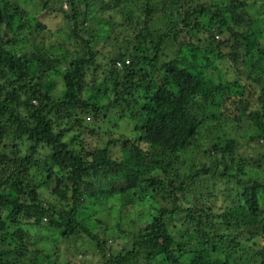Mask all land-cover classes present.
Listing matches in <instances>:
<instances>
[{
    "label": "trees",
    "instance_id": "obj_1",
    "mask_svg": "<svg viewBox=\"0 0 264 264\" xmlns=\"http://www.w3.org/2000/svg\"><path fill=\"white\" fill-rule=\"evenodd\" d=\"M40 1L67 28L59 44L44 35L48 25L34 18L31 25L16 1L0 0V264H57L58 246L52 254L37 248L57 241L69 253L81 252L88 241L103 264H161L153 253L160 246L164 264H264L256 259L262 253L249 256L235 237L248 228L264 235V153L243 159L234 137L247 119L250 138L264 141V0L259 7L246 0ZM93 5L117 12V35L86 28L95 24ZM183 27L188 44L177 40ZM122 31L137 47L126 48ZM199 33L205 39L196 45ZM108 40L123 44L104 57L101 75L97 60ZM252 84L258 95L249 108L244 92ZM106 111L117 115L111 127L121 134L106 131V142L113 139L86 150L81 135L98 133ZM125 120L133 124L120 132ZM202 129L211 136L208 148ZM196 149L205 161L198 157L200 167L177 186L157 176L177 178L172 163L197 155ZM250 157H257L253 170ZM210 163L232 170L219 174ZM219 177L240 186L218 216L231 233L206 235L213 225L197 188L206 190L208 178ZM184 191L190 204L182 208L177 193ZM101 195L111 210L123 199L148 209L128 249L115 255L102 252L105 242L88 226L93 221H85L93 219ZM25 224L36 230L33 241Z\"/></svg>",
    "mask_w": 264,
    "mask_h": 264
},
{
    "label": "rangeland",
    "instance_id": "obj_2",
    "mask_svg": "<svg viewBox=\"0 0 264 264\" xmlns=\"http://www.w3.org/2000/svg\"><path fill=\"white\" fill-rule=\"evenodd\" d=\"M10 1H16L18 4H20V8H22V16L27 20H32L31 25H33L35 22H40L44 25H48V28L50 29V34L46 33L44 34L47 38L49 37L50 43L59 44L62 40L65 39V34L67 33V28L62 25L61 16L58 15H50L47 13L48 11L44 10V7L42 6V2L40 0H10ZM26 1V2H24ZM199 2V0H197ZM200 1H207V0H200ZM225 2H231L233 0H224ZM251 2H256V7H259L263 0H246ZM92 12L97 14L95 17V24L88 23L86 25V28L88 30H97L99 32H102L103 30H100L99 28L104 29L105 34H112L117 35L116 30L114 29V24H118L120 21L119 15L116 13L108 12L109 14L105 13V9L101 8L98 5H93L91 8ZM109 10V9H108ZM115 11V10H110ZM182 12V11H181ZM103 15L106 18L107 23L104 25H99L98 23H102V17ZM30 24V22H29ZM99 27V28H98ZM180 27V26H179ZM58 29V30H57ZM58 31L63 32L62 34H59ZM118 35L121 37H125L128 39L126 42L129 44V46H126L127 49H132L133 46L137 47L138 41L136 39L131 38L129 35L124 33ZM227 35H222L221 38L226 37ZM37 37V34L36 36ZM218 38V37H217ZM217 38H215L217 40ZM192 38L188 36L186 28L183 27L181 35L177 38V40L185 41L186 44L189 42ZM197 39H200L202 42L205 39V35L202 34V36L199 34L196 35V37L192 40V43L199 45L197 43ZM219 39V38H218ZM49 41L47 40V44L50 45ZM180 41V42H181ZM116 42V41H115ZM184 43V42H181ZM123 43H121L122 45ZM119 43L116 42V44L110 43V40H108V43L106 46H104L103 50H101L97 62L100 64V68L98 70V73L101 74L103 72V66H104V57H110V55L114 54L115 52L119 51V47L121 46ZM100 48V47H99ZM176 49L177 45H175L173 48L171 46V49ZM174 49V50H175ZM228 51V50H227ZM228 63V62H227ZM229 64V63H228ZM232 67L236 68L239 63L236 64H229ZM220 67H223V70L228 69V65H219ZM160 68V66H159ZM161 70L156 71L155 79L156 81L161 84L163 76L161 75ZM102 75V74H101ZM60 85L57 87V90L55 91V96H60L61 92ZM256 89L252 84V87L247 89L246 92H244V99L245 102L248 103L247 107L253 108L254 100L256 99ZM102 103H105V99L102 100ZM250 110V109H249ZM249 110H246L245 113H247ZM196 114V113H195ZM196 115H199L198 113ZM115 113L114 112H108L101 115V119L99 122V128H97L96 134L94 136L92 135H81V138L84 139L86 142L84 143V148L87 150L88 148H93L95 146L103 147L106 145L108 140L113 139L112 137L106 138L107 142L105 140L106 137V131L112 130L113 123L117 120V115L114 118ZM244 116V115H243ZM248 116V115H245ZM244 116V118H246ZM108 120V121H107ZM246 126L240 127V133L235 134V139L241 144V150L240 155L243 159L249 156H254L257 154L264 153V141L259 140V138L251 139L250 136L252 135L253 129L250 127L251 124L249 121L244 122ZM121 124H123L121 126ZM127 124L126 127L132 126V122H127L126 120L121 122L117 128V130L122 131L123 127ZM130 124V125H129ZM90 127V126H89ZM112 132L116 134L118 133L115 129L112 130ZM202 140L201 143L204 145V147H209L208 141L206 140L207 137H211L209 135L208 130L202 129ZM103 138V142H102ZM205 139V140H204ZM261 143V144H260ZM255 150V152H254ZM197 155L199 151L196 149ZM193 155L188 156L186 155L183 158H180V160H183L181 164L172 163L173 167L176 168V173H178V177L176 178V175L170 176L169 174H166L168 172H158L157 176L163 178L168 182L171 186H177L181 181H184V179L189 175L190 172H192V168H199L200 164L198 163L200 160L198 157L202 158V154L200 155ZM114 158H118L119 154L117 151H114V154H112ZM196 157V159H195ZM153 160L160 161L158 158L153 157ZM254 157H250L249 160L252 159V165H249L251 169H255L256 166V160L253 161ZM202 161H205L204 158H202ZM170 163V162H168ZM190 167V168H189ZM209 167L213 169V171L221 174L224 170H227V172H230L231 164L226 163V166L222 165L218 166L217 163H210ZM156 175V174H155ZM249 175H252L251 172H249ZM209 180L206 181V190L204 188H197L199 193L203 192L204 197L203 200H201L202 207L209 209V215H210V221L213 225V228L211 230H205L206 235H215V236H221L225 235L227 232L228 234L231 233V230L228 229V225L225 224L223 220H219L218 216L223 213V209L227 208L229 206V203L231 202L232 196H234L239 190L240 186L235 182H228L227 177L226 178H217L216 180H213L211 178H208ZM264 178H262L260 181L263 182ZM230 181V179H229ZM184 196L181 195V193H177V197H180V202L178 203V206L183 207H189V202H186L184 200V197L186 195V192L184 191ZM102 200L99 202V205H95V212L93 213V219H86L85 221H93V223H87L88 226L92 227L95 234L99 237L100 242L103 244L105 242V246L102 247V252L105 255L109 254H117L120 253L123 249H128L130 246V239L134 231L138 230L140 226H143L147 220L146 212L148 209L144 210V207L141 205V202L127 204V201H124L123 199L121 203H119L120 206L119 210H111L110 206L102 205L104 202H106L104 196L102 197ZM161 202V201H160ZM88 203H92L90 201H87L85 204L88 205ZM91 205V204H90ZM260 207L263 209L264 213V201L263 198H260ZM98 211V212H96ZM101 211V212H100ZM264 220V215L261 217ZM180 223L177 221L175 222V226H178ZM25 229L29 230V235L31 236V241L34 240V236L36 235V230L34 226L31 224H25L23 225ZM234 229V228H233ZM33 236V237H32ZM47 236V234H46ZM235 237L238 239V242L241 243V246L247 250H249V256L256 254V253H262V256L264 257V235L262 234H252L250 232V229H244L237 233ZM50 241V240H49ZM48 241V242H49ZM58 246V250L60 253V258L56 259L58 262L57 264H103V261L101 259V252L96 250L93 244L89 243L88 241L85 242V245H83V249L81 252L73 253V252H67V245L59 243V241L53 242L51 244H41L37 246L38 250H42L46 253L52 254L54 251L52 249V246ZM156 257L161 261V264H164V255H163V246H160L158 249L153 252ZM263 257L257 256L256 259L258 262H261L264 260ZM139 264H147L144 261H139ZM156 264V263H152Z\"/></svg>",
    "mask_w": 264,
    "mask_h": 264
}]
</instances>
